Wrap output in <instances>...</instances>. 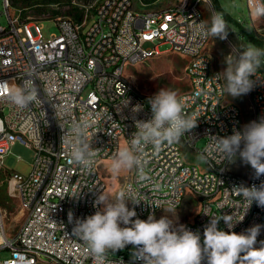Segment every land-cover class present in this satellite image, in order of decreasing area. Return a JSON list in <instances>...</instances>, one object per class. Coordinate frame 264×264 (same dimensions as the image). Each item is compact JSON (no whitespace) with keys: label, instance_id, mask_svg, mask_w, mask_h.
Instances as JSON below:
<instances>
[{"label":"built area","instance_id":"obj_1","mask_svg":"<svg viewBox=\"0 0 264 264\" xmlns=\"http://www.w3.org/2000/svg\"><path fill=\"white\" fill-rule=\"evenodd\" d=\"M3 1L10 24L0 26V173L9 174L26 217L19 231L9 236L0 205V264H36L43 259H50L51 264H94L83 241L72 233L74 222L103 207L94 206L108 188L103 158L114 157L122 148V139L128 143L136 131L135 121L151 117L148 100L154 94L136 91L132 78L126 76L127 65L164 51L191 58L186 67L189 91L179 96L197 126L180 139L207 157L205 172L179 163L180 147L165 143L155 153L149 145L145 159L151 179L141 186L137 172L131 170L122 188L131 185L140 193L142 202L135 210L142 220L151 213L157 216L164 208H179L190 195L198 202V209L193 220L184 225L201 236L209 217L222 213L237 220L243 217L244 198L233 187L259 186L264 176L256 179L253 170L247 176L238 174L231 169L232 162H219L215 152L208 155L214 136L231 135L247 124L242 108L227 99L223 78H214L222 71L205 51L211 36L200 30L199 22H206L201 6L204 2L212 5V0H179L153 17L130 15L132 0H94L84 5L81 21L57 18L60 32L49 39H44L40 21H22L12 10V1ZM246 2L256 39L264 42V17L254 14L256 0ZM155 3L139 0L141 6ZM163 46L168 48L160 50ZM25 79L35 82L41 103L20 109L10 102L4 89ZM252 79L256 85L247 96L253 121L264 116V80L256 74ZM136 105H143V109L133 113ZM83 119L90 125L87 141L97 150L90 170L70 164V147L61 143L64 132L70 133ZM201 140L205 144L198 147ZM16 143L35 151L28 175L4 168V158ZM155 184L159 188L154 191ZM211 195H218V202H211ZM156 202L161 207L153 208ZM69 212L73 214L71 223ZM257 224L262 226L259 247V241H264V207L254 202L233 231L242 233ZM219 227L228 230L222 220ZM126 248H133V256L108 252L110 264H143L139 250Z\"/></svg>","mask_w":264,"mask_h":264},{"label":"clouds","instance_id":"obj_2","mask_svg":"<svg viewBox=\"0 0 264 264\" xmlns=\"http://www.w3.org/2000/svg\"><path fill=\"white\" fill-rule=\"evenodd\" d=\"M253 11L258 18L264 17V0H256ZM199 25L204 36L214 39H227L230 32L222 13H214L210 23L201 21ZM224 62L226 68L214 78H223V90L231 98L246 95L256 85L252 78L264 66V48L245 46L236 50L235 55L232 51ZM4 91L9 93L10 102L20 109L41 103L40 90L32 79H25ZM148 105L151 117L146 121H135L136 131L118 150L110 165L111 172L117 175L122 170H135L137 183L141 186L151 179L146 173L148 146L151 145L153 152L158 153L163 144L178 142L197 126L187 115V105L175 90L159 89L149 98ZM142 109L143 105H136L132 111L137 113ZM89 126L88 119H83L73 125L70 133L64 132L61 137V143L70 147L68 162L85 170L91 169L97 156V150L87 141ZM212 152L221 158L219 162L227 159L230 163L235 162L238 153L241 162L250 166L256 179L264 176V116L245 124L231 135L214 136L208 155ZM158 188L159 184L153 186L154 191ZM233 188L244 198L243 217L237 220L231 214L209 217L205 213L209 222L204 226L202 236L199 231L194 232L179 223L175 208L163 209L164 213L171 215L164 214L159 219L154 213L149 214L146 220L138 218L135 206L142 201L140 193L131 185L122 188L111 202L98 196L94 206L103 207L93 215L75 220L72 233L83 241L94 264H110L107 253L128 246L142 253L143 264H264V241H259L260 246H256L262 226L254 225L242 233L233 231L254 202L264 207V181L259 186L241 184ZM152 207L158 208L161 204L156 202ZM68 219L73 222L71 212ZM221 220L227 231L219 227Z\"/></svg>","mask_w":264,"mask_h":264},{"label":"rangeland","instance_id":"obj_3","mask_svg":"<svg viewBox=\"0 0 264 264\" xmlns=\"http://www.w3.org/2000/svg\"><path fill=\"white\" fill-rule=\"evenodd\" d=\"M12 10L20 15L22 21H40L38 26L41 27V33L44 39H49L52 35L60 32L57 18H74L69 15V11H83L84 5L94 0H11ZM152 1V0H151ZM179 0H159L154 6L166 7L174 5ZM201 10L206 22L210 23V17L214 13H222L223 18L227 21L229 35L227 39L210 38L206 47V51L210 53L215 61L216 67L223 71L226 68L225 57L233 51V44L239 45L240 49L245 46L255 45L264 48V42L257 45L254 37H257L253 23L251 21L246 0H212L210 3L204 2ZM10 24L9 17L6 13L4 1L0 0V26L8 27ZM259 30H262L259 27ZM168 48L163 46L160 50ZM233 55L235 53L233 52ZM191 58L187 55L176 51H165L160 56L150 57L146 60H140L135 64H128L125 70L126 76L132 78V83L143 93L155 94L161 88L172 89L179 95L189 91V79L187 77L186 67ZM264 70V66L261 67ZM227 99L238 104L243 112L245 123L251 122L252 111L250 109V101L246 95L237 98H231L227 95ZM122 147L125 146L124 139L121 140ZM205 140L198 143V147H202ZM182 151L186 161L196 163L200 169H205V159H201L202 155L193 153L182 142ZM35 157V151L21 143L13 145L11 152L4 158V168L11 172H18L28 175L32 169ZM112 160H106L103 163V175L108 182V188L104 197L106 202L114 200L115 196L122 189L123 183L129 174V170H122L118 175L113 174L110 170ZM231 169L241 175L247 176L251 172L250 166L244 165L239 159V154L235 162L231 163ZM9 174L0 173V205L3 209L6 219V230L9 236H14L21 228L26 214L22 209L19 193L13 188L9 179ZM167 209V208H164ZM198 209V202L193 201L189 195L185 198L183 204L179 208H175L179 217L180 224L191 222ZM171 215L163 211L156 216L159 219L162 215ZM125 252L129 257L133 256V248L128 251L127 248L119 249ZM118 250L109 251L110 254H118ZM4 256L8 253L4 252ZM39 264H51L42 261Z\"/></svg>","mask_w":264,"mask_h":264},{"label":"bare ground","instance_id":"obj_4","mask_svg":"<svg viewBox=\"0 0 264 264\" xmlns=\"http://www.w3.org/2000/svg\"><path fill=\"white\" fill-rule=\"evenodd\" d=\"M159 2V0H156V3ZM164 13V6L163 7H156V6H141L139 5V0H132V7H130V15L132 16H143V17H153L156 14H162ZM165 52V51H164ZM164 52L161 53H154V56H160L162 55ZM233 52H236V47L233 44ZM256 75H261L262 80H264V70L263 69H259L256 73ZM132 86H135L132 83ZM136 91H140L137 87H136ZM252 121V119H251ZM245 122V119H244ZM182 142H185L186 144V140L180 139L178 142H175L173 144H169V146L172 147H180V154L179 155V163H185V165H194L196 167V171L198 172H205V169H200V167L198 165H196V163H189L186 161V158L184 157L183 151H182ZM188 147V145H187ZM193 153H196L198 155L199 151L196 150V148H189ZM113 157H104L103 158V163L106 160H112ZM211 202H218V195H211ZM43 261L45 262H49L50 263V259H43ZM40 262L36 263L39 264Z\"/></svg>","mask_w":264,"mask_h":264},{"label":"trees","instance_id":"obj_5","mask_svg":"<svg viewBox=\"0 0 264 264\" xmlns=\"http://www.w3.org/2000/svg\"><path fill=\"white\" fill-rule=\"evenodd\" d=\"M69 15H72L74 17L75 20L77 21H81L82 20V17H83V13L79 10H75V11H69L68 12ZM254 39V42L257 44V45H261V41H259L258 39H256L255 37L253 38ZM121 250H118L117 252H120Z\"/></svg>","mask_w":264,"mask_h":264},{"label":"crops","instance_id":"obj_6","mask_svg":"<svg viewBox=\"0 0 264 264\" xmlns=\"http://www.w3.org/2000/svg\"><path fill=\"white\" fill-rule=\"evenodd\" d=\"M205 51H206V49H205ZM207 52V51H206ZM208 53V52H207ZM210 54V53H209ZM212 56V55H211ZM213 57V56H212ZM213 60H214V58H213ZM214 63H215V61H214ZM216 66V65H215Z\"/></svg>","mask_w":264,"mask_h":264}]
</instances>
